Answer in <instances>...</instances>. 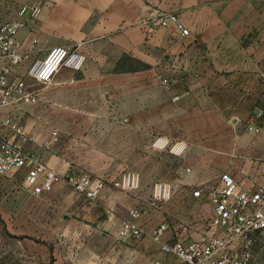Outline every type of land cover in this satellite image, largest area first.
Instances as JSON below:
<instances>
[{
  "label": "crops",
  "instance_id": "0c3cea01",
  "mask_svg": "<svg viewBox=\"0 0 264 264\" xmlns=\"http://www.w3.org/2000/svg\"><path fill=\"white\" fill-rule=\"evenodd\" d=\"M23 5L39 12L19 33L31 59L14 74L59 45L86 60L48 84L28 78L32 100L1 109L0 135L16 138L2 122L10 116L24 124L23 148L55 170L107 179L137 170L142 183L90 200L62 177L34 193L28 166L0 174V214L36 232L12 264L177 263L151 237L121 238L119 229L124 219L146 228L167 219L165 240L197 236L209 206L193 195L197 187L217 185L224 172L246 189L264 180V130L247 128L264 123V0H0V23ZM152 8L176 13L190 34L144 24ZM124 62L116 111L113 69ZM145 67L152 76L139 75ZM159 180L175 184L169 201L153 200Z\"/></svg>",
  "mask_w": 264,
  "mask_h": 264
},
{
  "label": "built area",
  "instance_id": "2783aa9c",
  "mask_svg": "<svg viewBox=\"0 0 264 264\" xmlns=\"http://www.w3.org/2000/svg\"><path fill=\"white\" fill-rule=\"evenodd\" d=\"M38 12V6L30 10L23 5L18 18L0 23V111L8 106L31 102L28 78L48 84L62 67L77 70L84 66L85 53L59 45L42 57L33 58L26 73L14 74L16 67L31 59L30 52L23 48L19 33L29 21L28 17H35ZM143 23L152 28H172L182 36L191 32L176 13L155 8L147 11ZM2 122L14 131L16 138L0 135V174L28 166L26 186L36 194L50 190L60 177L90 200L99 199L105 191L113 188L133 191L141 186L142 175L137 170L123 171L114 179L96 177L72 166L65 171H57L48 166L42 156L23 148L21 142L27 139V133L21 121L7 116ZM247 128L260 132L264 130V123H249ZM174 193L175 184L171 181L159 180L153 185L152 197L156 203L169 201ZM193 195L205 197L212 206V215L199 235L182 237L175 233L170 240H165L171 226L169 220L146 228L135 219H124L119 229L120 237L141 239L149 236L166 254L178 261L171 263L158 259L153 264H253V245L259 240L264 241V180L252 189H246L231 173L224 172L214 188L199 186Z\"/></svg>",
  "mask_w": 264,
  "mask_h": 264
},
{
  "label": "rangeland",
  "instance_id": "374dc122",
  "mask_svg": "<svg viewBox=\"0 0 264 264\" xmlns=\"http://www.w3.org/2000/svg\"><path fill=\"white\" fill-rule=\"evenodd\" d=\"M129 64V63H128ZM124 62L123 66L114 67V90L113 99L111 101V107L118 111L121 107V76H125L127 70L124 68L128 65ZM146 66V65H145ZM137 73H135L136 75ZM139 75H153L152 69L149 67L144 68V72L139 73ZM107 103H109L107 101ZM126 171V170H125ZM216 184L210 183V188H214ZM208 219L212 215V206L209 203L208 206ZM174 219V218H173ZM207 219V221H208ZM35 229L25 230L24 228H12V221L10 222L8 218H5L0 214V264H12V258L17 256L16 247H22L26 236L36 235ZM39 231V229H36ZM51 231V230H50ZM32 233V234H31ZM38 234L40 232H37ZM12 248L14 250H12ZM253 253V264H264V241H257L252 248Z\"/></svg>",
  "mask_w": 264,
  "mask_h": 264
}]
</instances>
